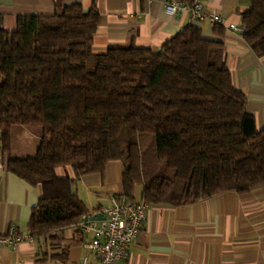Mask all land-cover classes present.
<instances>
[{
	"label": "trees",
	"instance_id": "trees-1",
	"mask_svg": "<svg viewBox=\"0 0 264 264\" xmlns=\"http://www.w3.org/2000/svg\"><path fill=\"white\" fill-rule=\"evenodd\" d=\"M190 6L195 0H174ZM243 39L264 56V0H248ZM100 24L95 0L52 15H0V144L5 170L42 195L28 233L35 238L78 223L88 211L73 181L122 168L123 196L136 187L148 205L181 207L215 195L264 187V129L232 85L221 42L191 24L157 53L133 44L92 50ZM216 29L221 27L215 26ZM38 127L34 156L11 154L14 128Z\"/></svg>",
	"mask_w": 264,
	"mask_h": 264
},
{
	"label": "crops",
	"instance_id": "crops-1",
	"mask_svg": "<svg viewBox=\"0 0 264 264\" xmlns=\"http://www.w3.org/2000/svg\"><path fill=\"white\" fill-rule=\"evenodd\" d=\"M93 0H0L2 28L11 32L18 16L52 15L58 8L79 4L88 10ZM100 24L92 50L104 54L130 44L157 53L164 43L191 25L189 14L165 11L162 0H95ZM204 13L215 12L227 24L241 26L248 0H200ZM206 40L221 42L232 85L246 98V112L257 130L264 129V56L257 57L243 36L221 30L208 22L194 23ZM11 154L34 156L41 133L14 128ZM58 178L73 181L72 191L83 202L88 216H100L114 196H123L122 168L109 163L103 173L76 178L70 166L56 169ZM136 187L134 200H140ZM42 195L40 186H30L5 170L0 144V236L12 230L28 233L32 210ZM99 221V220H94ZM77 224V223H76ZM75 225L16 246H0V264H79L84 256L93 264L84 244L89 236ZM118 264H264V187L246 194L227 192L195 204L172 207L148 205L146 220L129 248V257Z\"/></svg>",
	"mask_w": 264,
	"mask_h": 264
},
{
	"label": "built area",
	"instance_id": "built-area-1",
	"mask_svg": "<svg viewBox=\"0 0 264 264\" xmlns=\"http://www.w3.org/2000/svg\"><path fill=\"white\" fill-rule=\"evenodd\" d=\"M165 11L174 14L178 9L188 12L190 23L208 22L211 26L227 27L230 31L244 35L242 26L227 24V19L215 12L204 13L200 0L190 6L174 0H162ZM148 204L143 200L129 201L124 196H114L101 208L103 217L99 221H90L83 217L76 227L89 236L85 249L92 255L93 264H118L129 257V248L140 234L146 220ZM21 241L35 242L29 233L19 234L12 230L7 236H0V246H16ZM79 264H90L84 256Z\"/></svg>",
	"mask_w": 264,
	"mask_h": 264
},
{
	"label": "water",
	"instance_id": "water-1",
	"mask_svg": "<svg viewBox=\"0 0 264 264\" xmlns=\"http://www.w3.org/2000/svg\"><path fill=\"white\" fill-rule=\"evenodd\" d=\"M103 217L100 215V216H98V215H96V216H93V217H91L90 218V221H94V220H101Z\"/></svg>",
	"mask_w": 264,
	"mask_h": 264
},
{
	"label": "rangeland",
	"instance_id": "rangeland-1",
	"mask_svg": "<svg viewBox=\"0 0 264 264\" xmlns=\"http://www.w3.org/2000/svg\"><path fill=\"white\" fill-rule=\"evenodd\" d=\"M32 131H38V132H41V130H40V128H38V127H32V128H30Z\"/></svg>",
	"mask_w": 264,
	"mask_h": 264
}]
</instances>
